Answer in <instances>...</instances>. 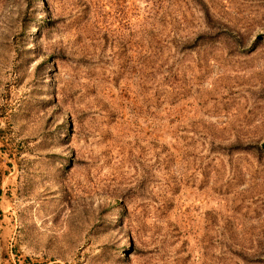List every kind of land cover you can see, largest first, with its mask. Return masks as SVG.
<instances>
[{"label": "rangeland", "instance_id": "1", "mask_svg": "<svg viewBox=\"0 0 264 264\" xmlns=\"http://www.w3.org/2000/svg\"><path fill=\"white\" fill-rule=\"evenodd\" d=\"M0 264H264V0H0Z\"/></svg>", "mask_w": 264, "mask_h": 264}]
</instances>
